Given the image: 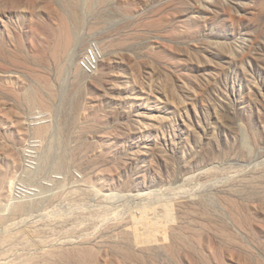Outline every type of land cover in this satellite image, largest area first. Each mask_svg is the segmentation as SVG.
<instances>
[{"label":"rangeland","instance_id":"1","mask_svg":"<svg viewBox=\"0 0 264 264\" xmlns=\"http://www.w3.org/2000/svg\"><path fill=\"white\" fill-rule=\"evenodd\" d=\"M1 8L17 12L8 24L0 19V46L10 51L8 59L0 55V239L7 232L11 239L15 230L24 236L5 243L13 248L0 244V264H22V257L35 259L29 264H264V0H0ZM71 11L80 20L73 29L77 48L57 61L49 46L60 18ZM203 100L219 107L220 117L197 122L193 108ZM154 104L160 109L149 110L151 117L138 116ZM39 125L47 134L38 133ZM145 138L160 144L164 161ZM89 185L116 198H82L79 190ZM146 191H156L154 204L159 196L174 204L153 208ZM15 201L26 208L17 213ZM104 205L109 215L101 213ZM146 207L160 213L138 216ZM87 210L95 214L92 226L99 219L93 228L85 218L75 222ZM132 213L137 218L130 220ZM72 218L67 233L81 228L84 237L65 234ZM148 220L158 229L148 228ZM132 225L151 230L168 247L133 248L121 237ZM21 236L31 247L19 243ZM55 249L94 256L44 258Z\"/></svg>","mask_w":264,"mask_h":264},{"label":"bare ground","instance_id":"2","mask_svg":"<svg viewBox=\"0 0 264 264\" xmlns=\"http://www.w3.org/2000/svg\"><path fill=\"white\" fill-rule=\"evenodd\" d=\"M3 6V5H2ZM72 6V5H71ZM3 7H6V6H3ZM45 7V6H44ZM50 7V6H49ZM45 8H47V7H45ZM73 9V8H72ZM47 10H49V9H47ZM12 11H14V13L15 12H17L15 9H7V8H1L0 9V19L1 18H3V16L4 17H6L7 18V21L5 20V21H3V25H4V23H7L8 22V20L11 18V13H12ZM73 11V10H72ZM70 12L71 14H70V16L68 15L67 17H61L60 18V23H59V26H58V28H57V30H56V32H54L55 33V35L53 36V38H52V41H51V43H50V45L51 46H49L50 47V52H51V57L50 58H53L54 60H57V61H61V60H66V59H69L70 58V56H71V54H72V51H73V49H74V47L77 45V44H75V37H74V26L80 21L79 20V17H78V15H76L74 12ZM76 12V11H75ZM37 13V12H36ZM13 14V13H12ZM2 20V19H1ZM2 22V21H1ZM8 24V23H7ZM6 28V27H5ZM8 32V31H7ZM44 32V31H43ZM45 34V33H44ZM52 35V34H51ZM41 36V35H40ZM11 37V36H10ZM47 37V36H46ZM11 40V39H10ZM39 40V39H38ZM42 41H43V39H42ZM77 42V41H76ZM1 45V44H0ZM11 45V44H10ZM82 47V46H81ZM76 48H77V46H76ZM80 48V47H79ZM12 49V48H11ZM94 49V48H93ZM77 50V49H76ZM11 51H14V49L13 50H11ZM78 51V50H77ZM76 51V52H77ZM80 51V50H79ZM97 51V50H96ZM10 51H7L6 50V48H3L2 46H0V55L2 56V57H4V59L3 58H1V59H3V60H5V58H9L10 57V53H9ZM74 52V51H73ZM81 52V51H80ZM89 52V51H88ZM87 52V53H88ZM91 53H94V50H93V52H91ZM96 54L98 53V52H95ZM74 54V53H73ZM96 54H94L95 55V57L97 56ZM76 55H78V54H75V56ZM87 55V54H86ZM89 56H91L90 54H88ZM73 56V55H72ZM88 56V57H89ZM93 56V55H92ZM69 57V58H68ZM84 57H86V56H84ZM92 58V57H91ZM125 58V57H124ZM85 59H87V58H85ZM84 59V60H85ZM94 59V58H93ZM92 59V60H93ZM96 59V58H95ZM112 59V58H111ZM110 59V60H111ZM53 60V61H54ZM73 60V59H72ZM91 60V61H92ZM99 60V59H98ZM122 60V59H121ZM16 61V60H15ZM95 61V60H94ZM94 61H92V62H94ZM0 62H2V61H0ZM87 62H88V60H87ZM86 62V60H85V63H87ZM90 62V61H89ZM120 62V61H119ZM59 63V62H58ZM105 63V62H104ZM107 63V62H106ZM109 64L107 65H104L105 67L106 66H110V64H111V61L110 62H108ZM87 64H89V63H87ZM90 64H91V62H90ZM93 65H95L96 63H92ZM100 64V63H99ZM85 65V64H84ZM126 65V64H125ZM78 66V65H77ZM88 66H92V65H87L86 67H88ZM61 67V66H60ZM65 67V66H64ZM82 67H83V65H82ZM85 67V66H84ZM93 67V66H92ZM79 69H81V66L79 65V67L77 68V70H79ZM84 69H86V68H84ZM88 69L90 70V68L88 67ZM102 69H105V68H102ZM76 70V71H77ZM1 71H3V70H1ZM5 71H7V70H5ZM81 72L83 71L82 69L80 70ZM86 71V70H85ZM96 71V70H95ZM101 71V70H100ZM84 72V71H83ZM89 73V72H88ZM83 74H85V73H83ZM5 75V74H4ZM87 75V74H86ZM97 75V74H96ZM79 77V76H78ZM85 77V76H84ZM5 78V77H4ZM81 79V78H80ZM8 80V79H7ZM3 82H5L4 80H2ZM45 82V81H44ZM1 85H2V83H1ZM42 85H44V84H42ZM112 86V85H111ZM129 86V85H128ZM127 86V87H128ZM4 87V86H3ZM47 87V86H46ZM45 87V88H46ZM35 88V87H34ZM36 89V88H35ZM49 89H52V88H49ZM129 89V88H128ZM127 89V90H128ZM182 89V88H181ZM6 90H7V88H6ZM42 90V89H41ZM115 90V89H114ZM122 90V89H121ZM191 90H193V89H191ZM53 91V90H52ZM159 91V90H158ZM167 91V90H166ZM187 91V90H186ZM185 91V92H186ZM41 92V91H40ZM51 92V91H50ZM190 92V91H189ZM162 93V92H161ZM166 93V92H165ZM193 94L195 93L194 91L192 92ZM30 95L32 96V94L30 93ZM29 95V96H30ZM111 95V94H110ZM164 95V94H163ZM168 95V94H167ZM196 95V94H195ZM113 96V95H112ZM166 96V95H165ZM175 96V95H174ZM198 96V95H197ZM27 97V96H26ZM38 97V96H37ZM107 97H109V96H107ZM129 97V96H128ZM110 98V97H109ZM113 98V97H112ZM130 98V97H129ZM166 98V97H165ZM169 98V97H168ZM189 98V97H188ZM127 99V98H126ZM131 99H132V97H131ZM178 99V98H177ZM191 99V98H190ZM144 100V99H143ZM123 101V100H122ZM135 101V100H134ZM167 101V100H166ZM172 101V100H171ZM29 102V101H28ZM33 102V101H32ZM38 102V101H37ZM159 102V101H158ZM168 102V101H167ZM178 102V101H177ZM140 103V102H139ZM162 103V102H161ZM165 103V102H164ZM163 103V104H164ZM199 103V102H198ZM42 104V103H41ZM158 104H160V103H158ZM174 104V103H173ZM194 104V102L192 103V105ZM197 104V103H196ZM155 105V104H154ZM176 105V104H175ZM195 105V104H194ZM1 106V105H0ZM141 106V105H140ZM162 106V105H161ZM166 106V105H165ZM165 106H163L164 108H166ZM168 106H169V104H168ZM168 106H167V108H168ZM218 106V105H217ZM192 107V106H191ZM140 108V107H139ZM142 108H145L146 110L145 111H143V113H138V116H140V118L141 117H148V116H150L151 117V115L149 114V110L151 111V109H157V108H159L160 109V107H158L157 105H155V107H152L151 105H149V106H147V107H142ZM219 108V107H218ZM216 106H215V104H213V103H211V102H205L204 100L201 102V104L199 105V107L198 106H195L193 109H194V117H195V119H196V121L198 120V121H201L202 119H206V120H208L210 117H211V115L210 114H212V115H214L216 118H218V117H220L219 116V109H218ZM177 109V112L179 111L178 110V108H176ZM189 109V108H188ZM90 110V109H89ZM11 111V110H10ZM185 111V110H184ZM181 112V111H180ZM132 113V112H131ZM136 113V112H135ZM173 113V112H172ZM176 114H178V113H176ZM180 114H182V113H179L178 115H180ZM177 115V116H178ZM187 116V115H186ZM210 116V117H209ZM38 117V116H37ZM166 118V117H165ZM214 118V117H213ZM212 118V119H213ZM132 119V118H131ZM152 119V118H151ZM170 119V118H169ZM177 119V118H176ZM167 120V119H166ZM137 120H135V122H136ZM168 121V120H167ZM170 121V120H169ZM183 120H181V122H182ZM197 121V122H198ZM23 122V121H22ZM160 122V120L158 119V123ZM178 122V121H177ZM30 123V122H29ZM46 123V122H45ZM162 123H163V121H162ZM166 123V122H165ZM183 123V122H182ZM16 124H18V123H16ZM24 124V123H23ZM26 124V123H25ZM49 124V123H48ZM138 124V123H137ZM186 124H187V122H186ZM198 124V123H197ZM210 124V123H209ZM100 125V124H99ZM144 125V124H143ZM40 126V125H39ZM50 126V125H49ZM129 126V125H128ZM180 126V125H179ZM85 127V126H84ZM97 127V126H96ZM32 128V127H31ZM126 128V127H125ZM138 128V127H137ZM186 128V127H185ZM188 128H190V127H188ZM206 128V127H205ZM51 129V128H50ZM83 129V128H82ZM85 129V128H84ZM91 129V128H90ZM94 129V128H93ZM146 129H148V128H146ZM145 129V130H146ZM158 129V128H157ZM165 129V128H164ZM177 129V128H176ZM208 129V128H207ZM35 130H36V128H35ZM34 130V131H35ZM38 133L39 134H41V135H45V134H47V132L49 131H47V127H39L38 129ZM150 130V129H149ZM173 130V129H172ZM18 131V130H17ZM124 131V130H123ZM142 131V130H141ZM161 131V130H160ZM193 131H195V129L193 130ZM61 132V131H60ZM129 132V131H128ZM176 132V131H175ZM187 132V131H186ZM207 132V131H206ZM53 133V132H52ZM131 133V132H130ZM136 133V132H135ZM182 133V132H181ZM188 133V132H187ZM190 133H192V132H190ZM189 133V134H190ZM58 134V133H57ZM81 134V133H80ZM175 134V133H174ZM183 134V133H182ZM189 134H188V136L187 137H189ZM62 135V134H61ZM79 135V134H78ZM123 135V134H122ZM192 135V134H191ZM190 135V136H191ZM196 135V134H195ZM148 136V135H147ZM197 136V135H196ZM47 137V136H46ZM46 137H45V139H46ZM132 137V136H131ZM138 137V136H137ZM145 137V136H144ZM152 137V136H151ZM160 137V136H159ZM194 137V136H193ZM197 137H199V136H197ZM59 138H61V137H59ZM112 138V137H111ZM141 138V137H140ZM155 138V137H154ZM161 138V137H160ZM182 138H184V136L182 137ZM191 138V137H190ZM211 138V137H210ZM51 139V138H50ZM146 139V138H145ZM152 139V138H151ZM189 139V138H188ZM194 139V138H193ZM212 139V138H211ZM24 140V139H23ZM126 140V139H125ZM147 141H148V139H146ZM165 140V139H164ZM182 140V139H181ZM190 140V139H189ZM198 140V139H197ZM197 140H195V141H197ZM45 141V140H44ZM86 141V140H85ZM104 141V140H103ZM156 141V140H155ZM201 141V140H200ZM2 142V141H1ZM120 142V141H119ZM151 145H149L150 146V148H151V150H152V153L154 154V156H156V158H158L157 160H161V161H164V152H163V150H162V148H161V146H160V144H158V143H154V142H152V141H148ZM147 142V143H148ZM182 142V141H181ZM194 142V141H193ZM208 142V141H207ZM211 142V141H210ZM59 143V142H58ZM79 143V142H78ZM93 143V142H92ZM91 143V144H92ZM109 143V142H108ZM159 143H162V142H159ZM166 143V142H165ZM195 143H197V142H195ZM201 143V142H200ZM4 144V143H3ZM126 144V143H125ZM168 144V143H167ZM180 144V143H179ZM183 144V143H182ZM187 144H188V142H187ZM198 144V143H197ZM80 145V144H79ZM90 145V144H89ZM100 145V144H99ZM121 145V144H120ZM138 145V144H137ZM136 145V146H137ZM144 145V144H143ZM186 145V144H185ZM2 146V145H1ZM42 146V145H41ZM182 146V145H181ZM52 147V146H51ZM50 147V148H51ZM80 147V146H79ZM124 147V146H123ZM128 147V146H127ZM37 148V147H36ZM41 148V147H40ZM107 148V147H106ZM142 148V147H141ZM150 148H149V150H150ZM165 148V147H164ZM185 148V147H184ZM96 149H98V148H96ZM104 149V148H103ZM148 149V148H147ZM45 150V149H44ZM126 150V149H125ZM138 150V149H137ZM196 150V149H195ZM8 151H9V149H8ZM16 151V150H15ZM86 151V150H85ZM192 151V150H191ZM37 152V151H36ZM120 152V151H119ZM143 152V151H142ZM173 152V151H172ZM193 152V151H192ZM195 152V151H194ZM11 153V152H10ZM131 153H132V151H131ZM170 153V152H169ZM59 154V153H58ZM144 154V153H143ZM178 154V153H177ZM7 155V154H6ZM17 155V154H16ZM21 155V154H20ZM45 155V154H44ZM50 155V154H49ZM102 155V154H101ZM128 155V154H127ZM148 155V154H147ZM147 155H145V156H147ZM30 156V155H29ZM74 156V155H73ZM103 156V155H102ZM130 156V155H129ZM152 156V155H151ZM175 156V155H174ZM183 156V155H182ZM22 157V156H21ZM48 157V156H47ZM46 157V158H47ZM50 157V156H49ZM58 157V156H57ZM56 157V158H57ZM72 157V156H71ZM70 157V158H71ZM105 157V156H104ZM9 158V160H10V157H8ZM12 158V157H11ZM76 158V157H75ZM79 158V157H78ZM101 158V157H100ZM143 158V157H142ZM150 158V157H149ZM170 158V157H169ZM12 159H14V158H12ZM11 159V160H12ZM83 159V158H82ZM168 159V158H167ZM176 159V158H175ZM7 160V159H6ZM15 160V159H14ZM13 160V161H14ZM61 160V159H60ZM171 160V159H170ZM182 160H184V159H182ZM13 161H10V162H13ZM21 161V160H20ZM46 161V160H45ZM130 161V160H129ZM177 161V160H176ZM15 162V161H14ZM33 162V161H32ZM167 162V161H166ZM183 162V161H182ZM189 162V161H188ZM23 163V162H22ZM59 163H60V161H59ZM71 163V162H70ZM72 163H73V161H72ZM107 163V162H106ZM147 163V162H146ZM169 163V162H168ZM13 164V163H12ZM47 164H48V162H47ZM152 164V163H151ZM9 165V164H8ZM46 165V164H45ZM49 165V164H48ZM59 165V164H58ZM171 165H172V162H171ZM47 166V165H46ZM149 166H150V164H149ZM191 166V165H190ZM195 166V165H194ZM22 167V166H21ZM57 167V166H56ZM29 168V167H28ZM43 168V167H42ZM156 168V167H155ZM165 168V167H164ZM186 168H188V167H186ZM190 168V167H189ZM196 168V167H195ZM214 168V167H213ZM212 168V169H213ZM9 169V168H8ZM60 169H61V167H60ZM59 169V170H60ZM150 169V168H149ZM153 169V168H152ZM173 169V168H172ZM14 170V169H13ZM18 170V169H17ZM162 170V169H161ZM165 170V169H164ZM191 169H189V171H190ZM209 170V169H208ZM208 170H207V173H208ZM0 171H1V169H0ZM3 171V170H2ZM28 171H29V169H28ZM38 171V170H37ZM41 171V170H40ZM60 171H62V170H60ZM126 171V170H125ZM205 171V170H204ZM17 172V171H16ZM119 172V171H118ZM192 172V171H191ZM206 172V171H205ZM32 173V172H31ZM30 173V174H31ZM38 173V172H37ZM36 173V174H37ZM59 173V172H58ZM186 173H188V172H186ZM5 174H6V172H5ZM158 174V173H157ZM156 174V175H157ZM216 174V173H215ZM28 175V174H27ZM190 175V174H189ZM13 176V175H12ZM56 176H58V177H60L59 175H56ZM101 176V175H100ZM127 176V175H126ZM207 176V175H206ZM31 177V176H30ZM68 177V176H67ZM120 177V176H119ZM29 178V177H28ZM37 178V177H36ZM66 178V177H65ZM99 178V177H98ZM121 178V177H120ZM3 179H5V177H3ZM2 179V180H3ZM87 179V178H86ZM14 180V179H13ZM55 180V179H54ZM90 180V179H89ZM93 180H94V178H93ZM56 181H57V179H56ZM86 181H88V180H86ZM115 181H116V179H115ZM146 181V180H145ZM156 181V180H155ZM1 182V181H0ZM6 182V181H5ZM4 182V183H5ZM8 182V181H7ZM12 182V181H11ZM65 182V181H64ZM93 182V181H92ZM117 182V181H116ZM121 182V181H120ZM192 182V181H191ZM48 183V182H47ZM54 183V182H53ZM72 183V182H71ZM109 183V182H108ZM141 183V182H140ZM13 184V183H12ZM85 184H87L86 182H85ZM111 184V183H110ZM116 184V183H115ZM189 184V183H188ZM1 185V184H0ZM6 185V184H5ZM42 185V184H41ZM40 185V186H41ZM44 185V184H43ZM46 185H48V184H46ZM67 185V184H66ZM65 185V186H66ZM71 185V184H70ZM74 185V184H73ZM79 185V184H78ZM162 185V184H161ZM182 185V184H181ZM12 186V185H11ZM50 186V185H49ZM52 186V185H51ZM61 186V185H60ZM64 186V185H63ZM90 187H86L85 189H80L79 191L82 193V198H83V195H86L87 197L88 196H95V195H97V196H101L100 195V192L97 190V188L96 187H91V185H89ZM161 187V186H160ZM46 188V187H45ZM77 188H79V187H77ZM101 188V187H100ZM145 188V187H144ZM156 188H157V185H156ZM169 188V187H168ZM180 188H182V187H180ZM2 189V188H1ZM0 189V190H1ZM41 189V188H40ZM60 189V188H59ZM138 189V188H137ZM149 189V188H148ZM184 189V188H183ZM187 189V188H186ZM6 190V189H5ZM47 190V189H46ZM74 190H78V189H74ZM116 190V189H115ZM119 190V189H118ZM171 190V189H170ZM2 191H4V190H2ZM36 191V190H35ZM61 191V190H60ZM63 192H64V190H62ZM79 191H77V192H70V194H76V193H80ZM159 191H161V190H159ZM167 191V190H166ZM188 191V190H187ZM121 192V191H120ZM146 192H148V191H146ZM156 192V191H155ZM155 192L153 193V195L152 196H150V194L151 193H145L146 194V196H145V198H148L149 199V205H151L153 208H156V209H160L159 207H154V206H156L157 204H159V203H157V202H160L161 204V206H165V204H168V203H173L174 204V202L173 201H170V199L171 198H169V200H166V198L165 199H162L161 197L162 196H159L160 198V200L159 201H155L156 203L154 204V202L152 201L153 200V196L156 198V196H157V194H156V196L154 195L155 194ZM170 192H172V191H170ZM30 193V192H29ZM115 194H117L116 192H114ZM119 193V192H118ZM138 193V192H137ZM159 194H160V192H158ZM176 193V192H175ZM66 194V193H65ZM77 194V195H78ZM115 194H112V192L110 193V194H104V195H102L100 198H102V199H109V198H113L114 199V197L116 196ZM124 194H126V193H124ZM144 194V193H143ZM142 194V195H143ZM144 194V195H145ZM158 194V195H159ZM161 194H162V192H161ZM31 195V194H30ZM80 195V194H79ZM121 195V194H120ZM128 195V194H127ZM163 195V194H162ZM167 195V194H166ZM172 195V194H171ZM171 195H170V197H171ZM182 195H184V194H182ZM26 196V195H25ZM45 196V195H44ZM53 196H55V195H53ZM58 196V195H57ZM61 196V195H60ZM76 196V195H75ZM174 196V195H173ZM186 196V195H185ZM31 197V196H30ZM42 197V196H41ZM40 197V198H41ZM125 197V196H124ZM128 197V196H127ZM144 197V196H143ZM143 197H141V198H143ZM6 198V197H5ZM8 198H10V197H8ZM8 198H6V199H8ZM13 198V197H12ZM39 198V199H40ZM55 198V197H54ZM77 199H78V197H76ZM116 198V197H115ZM121 198V197H120ZM150 198L152 199L151 201H150ZM154 198V199H155ZM157 198H158V196H157ZM22 199V198H21ZM52 199V198H51ZM74 199V198H73ZM81 198L79 197V200H80ZM107 199V200H108ZM128 199V198H127ZM30 200V199H29ZM45 200V199H44ZM72 200V199H71ZM132 200V199H131ZM158 200V199H157ZM0 201H1V199H0ZM21 201V200H20ZM24 201V200H23ZM53 201V200H52ZM55 201V200H54ZM77 201V200H76ZM104 201V200H103ZM144 201H148L147 199H144ZM7 202V201H6ZM10 202V201H9ZM9 202H8V204H9ZM30 202V201H29ZM71 202V201H70ZM150 202H153V203H150ZM1 203H3L2 201H1ZM15 203H16V201H15ZM28 203V202H27ZM36 203V202H35ZM94 203V202H93ZM104 203V202H103ZM111 203V202H110ZM122 203V202H121ZM145 203V202H144ZM32 204H33V201H32ZM67 204V203H66ZM70 204V203H69ZM72 204H74V203H72ZM71 204V205H72ZM84 204V203H83ZM90 204V203H89ZM146 204H147V202H146ZM176 204V203H175ZM179 204V203H178ZM40 205V204H39ZM55 205V204H54ZM114 205V204H113ZM1 206V205H0ZM2 206H3V204H2ZM10 206V205H9ZM11 206H12V204H11ZM16 206V207H15ZM15 206H14V209L16 210V208L18 209V211H17V213L18 212H21L20 211V209H23L24 207H23V204L22 203H19V202H17L16 204H15ZM33 206V205H32ZM77 206V205H76ZM79 206V205H78ZM77 206V207H78ZM81 206V205H80ZM86 206V205H85ZM88 206V205H87ZM91 206V205H90ZM109 206V205H108ZM112 206V205H111ZM7 207V206H6ZM13 207V206H12ZM12 207H11V210H12ZM60 207H62V206H60ZM66 207V206H65ZM69 207V206H68ZM82 207V206H81ZM84 207V206H83ZM97 207V206H96ZM100 207V209L99 210H101V206H99ZM98 207V208H99ZM110 207V206H109ZM121 207V206H120ZM26 208V207H25ZM24 208V209H25ZM35 208V207H34ZM53 208H56V206L55 207H53ZM75 208V207H74ZM97 208V209H98ZM104 208V209H103ZM102 209H103V211L105 210H108V209H106L107 207H105V205H104V207H103ZM1 209V208H0ZM13 209V210H14ZM23 209V210H24ZM65 209V208H64ZM76 209V208H75ZM81 209V208H80ZM87 209V208H86ZM91 209H94V208H92L91 207ZM112 209V208H111ZM156 209H149V208H144V211L142 212V213H140L138 216H140V217H145L146 218V215H153V214H159L160 212H159V210H156ZM27 210V209H26ZM63 210V209H62ZM61 210V211H62ZM77 210H79V208L77 209ZM8 211V210H7ZM72 211H74V210H72ZM82 211V210H81ZM91 212H93L92 210H90ZM90 211H88L87 210V212H85V214L87 213V216L85 217V214H84V216L83 215H81V213H79L80 214V216L82 217L83 216V218L82 219H80V216H78L77 218H75L76 219V224L77 223H79L80 225H82V224H84L85 223V221H87V222H91L92 221V217H91V215H94L95 216V214L94 213H91ZM105 211L104 212H102L101 211V213H105ZM110 211V210H109ZM116 211V210H115ZM1 212H3V211H1ZM49 212V211H48ZM58 212H59V210H58ZM64 212V211H63ZM94 212H96V211H94ZM98 212V214H97V218H99V217H101V219L102 220H104V221H107L106 220V218L104 217V216H101V215H104V214H101L99 211H97ZM111 212H112V210H111ZM121 212V211H120ZM13 213V212H12ZM22 213H24V211L22 212ZM56 213V212H55ZM77 213V212H76ZM106 213H108L107 211H106ZM110 213V212H109ZM109 213H108V215H109ZM7 214V213H6ZM25 214V213H24ZM71 214V213H70ZM78 214V215H79ZM83 214V213H82ZM100 214V215H99ZM116 214V213H115ZM115 214H113V215H115ZM7 215H9V213L7 214ZM21 215V214H20ZM56 215H57V213H56ZM73 215V214H72ZM107 214H105V216H106ZM106 216V217H108L109 218V216ZM111 215H112V213H111ZM2 215H0V217H1ZM22 216V215H21ZM25 216V215H24ZM47 216H48V214H47ZM54 216V215H53ZM61 216V215H60ZM74 216V215H73ZM99 216V217H98ZM128 216H130L129 218H130V220H132V219H134V218H137L136 217V215L135 214H130V215H128ZM3 217H4V215H3ZM5 217H7V216H5ZM28 217V216H27ZM32 217V216H31ZM68 217V216H67ZM67 217H65L64 219H66L67 220ZM70 217V216H69ZM68 217V218H69ZM95 217V218H96ZM10 218V217H9ZM14 218V217H13ZM28 218H30V217H28ZM48 218V217H47ZM62 217H60V219H61ZM71 218V217H70ZM86 219V220H84V223H81V222H83L82 220L83 219ZM105 218V219H104ZM112 218H114V219H117V218H115V216H112ZM126 218V217H125ZM2 219V217L0 218V220ZM101 219H100V221H101ZM124 219V218H123ZM10 220V219H9ZM28 220V219H27ZM26 220V221H27ZM30 220H32L31 218H30ZM74 220V218H72V220L70 219V220H68V221H66V222H71V221H73ZM77 220H81V222H77ZM95 220V219H94ZM93 220V221H94ZM109 220V219H108ZM112 220V219H111ZM129 220V221H130ZM3 221V220H2ZM2 221H0V222H2ZM14 221V220H13ZM16 221V220H15ZM26 221H25V223H26ZM57 220H55V222H56ZM59 221V220H58ZM63 221H65V220H62V222ZM110 221V220H109ZM108 221V222H109ZM115 221V220H114ZM117 221V220H116ZM119 221V220H118ZM121 221V220H120ZM127 222H128V219L126 220ZM24 222V221H23ZM28 222V221H27ZM54 222V223H55ZM74 222V221H73ZM73 222H71V226H70V228H68L67 230H66V232H65V234L67 233V231H72V229H71V227H72V223ZM95 222V221H94ZM98 222H99V219H98ZM97 222V223H98ZM103 222V221H102ZM10 223V222H9ZM20 223V222H19ZM29 223V222H28ZM49 223V222H48ZM58 223H61L60 221L58 222ZM97 223L95 224V223H93L92 222V224H94V225H97ZM113 223V222H112ZM111 223V224H112ZM115 224L114 225H116L117 223L116 222H114ZM122 223V222H121ZM30 224V223H29ZM53 223H51V225H52ZM62 224V223H61ZM67 224V223H66ZM73 224H75V223H73ZM79 224L78 225H74L75 227L77 226V227H79ZM5 225V224H4ZM24 225V224H23ZM45 225V224H44ZM54 225V224H53ZM87 224H85V226H86ZM89 225V224H88ZM86 226V227H92L93 228V226L91 225V223H90V225L89 226ZM110 225V224H109ZM147 225H148V228H150V227H152V228H154V229H158V225H156L155 223H154V221H150V220H148L147 221ZM22 226V225H21ZM28 226V225H27ZM48 226V225H47ZM82 227V228H86V227ZM101 226V225H100ZM2 227V226H1ZM26 227V226H25ZM38 227V226H37ZM69 227V226H68ZM89 227V228H90ZM96 227H99V226H96ZM104 227V226H103ZM107 227V226H106ZM117 227V226H116ZM119 227V226H118ZM136 226H133L132 225V227L130 228V229H126V231L125 232H120V233H122L121 235V237H122V239L123 238H126L127 240H129V242H130V245H132V247L133 248H136L137 250H148L149 248H150V245H153V244H155V245H157V246H162V247H168V242H167V244H165V243H162V241L164 240V239H160V238H157V237H155V236H153V234L151 233V230L149 231V232H147V231H143V230H137L136 228H135ZM3 228H5V227H2V229ZM40 228V227H39ZM51 228V227H50ZM62 228V227H61ZM60 228V229H61ZM65 228V227H64ZM105 228V227H104ZM115 228V227H114ZM12 229V228H11ZM34 229H36V228H34ZM53 229V228H52ZM70 229V230H69ZM80 229V230H79ZM78 230H77V232L79 231V232H81L80 233V235L83 233L82 231L84 230V229H82V231H81V228H79ZM87 229V228H86ZM100 229V228H99ZM101 229H102V227H101ZM8 230H10V229H8ZM13 230V229H12ZM37 230V229H36ZM49 230V229H48ZM104 230V229H103ZM120 230H122V229H120ZM120 230H118V231H120ZM125 230V229H124ZM162 230H164V229H162ZM6 231H7V229H6ZM37 231H39V230H37ZM36 231V233H38ZM87 231V230H86ZM89 231V230H88ZM99 231V230H98ZM3 232V231H2ZM19 232V234H17ZM16 231L15 230V233L13 232L12 234L14 235H17L18 236V238H19V235H21V234H23V236H24V233H20V231ZM23 232V231H22ZM34 232V231H33ZM33 232H31L32 234H33ZM43 232V231H42ZM57 232V231H56ZM64 232V231H63ZM63 232L61 231V233L63 234ZM76 232V233H77ZM8 233V234H7ZM6 234V237L9 235V237H11V232H7ZM58 233V232H57ZM72 233V235L75 233V232H69V233H67V236H68V234L70 235ZM75 233V234H76ZM114 233V232H113ZM2 234V233H1ZM28 234V233H27ZM45 234V233H44ZM64 234V235H65ZM74 234V235H75ZM86 234H88V233H86ZM93 234V233H92ZM4 234H2L1 236H3ZM13 236L11 239L9 238V237H7V238H9V239H7V238H4L3 237V239L1 238L0 239V244H8V243H10L11 241H14L15 239H18L16 236ZM37 235V234H36ZM64 235H62V237H64ZM71 235V236H72ZM73 235V236H74ZM98 235V234H97ZM112 235V234H111ZM120 235V234H119ZM5 236V235H4ZM37 236H39V237H41V235H37ZM66 236V235H65ZM81 236H83L84 237V235H81ZM86 236V235H85ZM53 237V236H52ZM58 237V236H57ZM59 237H60V235H59ZM78 237V236H77ZM80 237V236H79ZM90 237V236H89ZM93 237V236H92ZM26 238V237H25ZM24 238V239H25ZM30 238H32V237H30ZM34 238H37V237H35L34 236ZM47 238H49V237H47ZM47 238H43V239H47ZM65 238H67V237H65ZM65 238H63V239H65ZM70 238V237H69ZM73 238V237H72ZM108 238V237H107ZM110 238H111V236H110ZM23 239V237L21 236V238L19 239V243L21 242V240ZM23 239V244H24V246H29L28 245V243H27V238L25 239L26 240V242H25V240ZM42 238H41V240H43ZM53 239V238H52ZM77 239V238H76ZM95 239V238H94ZM117 239V238H116ZM126 239H124L125 241H126ZM39 241H40V239H38ZM37 240V244L39 245V246H42L41 245V243H39V241ZM75 239H66V241H68V242H70L71 241V244H72V242L74 241ZM97 240V239H96ZM114 240V239H113ZM123 240V241H124ZM46 241V240H45ZM61 241V240H60ZM100 241V240H99ZM115 241V240H114ZM119 241V240H118ZM124 241V242H125ZM34 242V241H33ZM40 242H42V241H40ZM56 242V241H55ZM65 242V241H64ZM77 242V241H76ZM127 242V241H126ZM128 242V243H129ZM15 243V242H14ZM18 243V244H19ZM27 243V244H26ZM35 243H36V241H35ZM46 243H48V242H46ZM46 243H43V244H45L46 245ZM51 243H52V241H51ZM81 243V242H80ZM99 243V242H98ZM5 244V245H6ZM16 244H17V242H16ZM34 244V243H33ZM33 244H32V247H33ZM52 244H55L54 242L52 243ZM51 244V245H52ZM58 244V243H57ZM65 244H67L66 242H65ZM69 244V243H68ZM76 245H78L77 243H75ZM113 244H115V243H113ZM118 244V243H117ZM4 245V246H5ZM101 245V244H100ZM121 245V244H120ZM124 245V244H123ZM1 246H3V245H1ZM6 246H8V245H6ZM10 246V245H9ZM8 246V247H9ZM74 246V245H73ZM72 246V248H74ZM80 246V245H79ZM117 246V245H116ZM115 246V247H116ZM125 246H126V244H125ZM125 246L123 247L124 248V250H125ZM128 246V245H127ZM10 247H12V246H10ZM29 247H31V245L29 246ZM35 247H36V245H35ZM43 247V246H42ZM48 247H49V244H48ZM47 247V248H48ZM54 247H55V245H54ZM67 247V246H66ZM89 247H91V246H89ZM118 247V246H117ZM120 248L122 247V246H119ZM171 247V246H170ZM2 248V247H1ZM13 248V247H12ZM18 248V247H17ZM26 248V247H25ZM37 248H39V247H37ZM41 248V247H40ZM46 248V249H47ZM55 248H57V246L55 247ZM63 248H65V247H63ZM71 248V246H69V250H71L70 249ZM76 248V247H75ZM7 249V248H6ZM52 249V248H51ZM58 249V248H57ZM57 249H55V251L56 252H54V253H51L50 251V253H48V255H45L44 254V258H46L48 261H50L51 262V260H54L56 257H59L58 258V260H60V258L61 257H63V259L64 258H67V260H69V261H72V260H70V259H78L77 261H81V260H83L85 257H89V256H87V254L88 253H92L91 254V256L90 257H92V255L94 254L93 252H91V251H78V252H74V251H65V253L64 252H59ZM62 248H60V250H61ZM76 249H79L78 247L76 248ZM132 248H130V246H129V248L127 249V251L128 250H131ZM169 249V248H168ZM2 250V249H1ZM10 250H11V248H10ZM65 250V249H64ZM84 250V249H83ZM95 250V249H94ZM93 250V251H94ZM133 250V249H132ZM4 251V250H3ZM9 251V250H8ZM14 251V250H13ZM37 251V250H36ZM35 251V252H36ZM44 251H45V249H44ZM53 251H54V249H53ZM62 251H63V249H62ZM136 251V250H135ZM17 252V251H16ZM28 252V251H27ZM42 252H43V250H42ZM125 252V251H124ZM129 252V251H128ZM5 253V252H4ZM8 253V252H7ZM26 253V252H25ZM46 254H47V252H45ZM97 253V252H96ZM127 253V252H126ZM126 253H124V254H126ZM130 253V252H129ZM133 253V252H132ZM136 253H139V252H137L136 251ZM148 253V252H147ZM23 254V253H22ZM38 254V253H37ZM145 254V253H144ZM13 255V254H12ZM17 255H18V253H17ZM27 255V254H26ZM25 255V256H26ZM36 255V254H35ZM40 255V254H39ZM42 255V254H41ZM90 255V254H89ZM136 255V254H135ZM147 255V254H146ZM31 256V255H30ZM47 256V257H46ZM56 256V257H55ZM94 256V255H93ZM130 256V255H129ZM12 257V256H11ZM33 257V259L35 258L34 257V255L32 256ZM40 257H43V255L42 256H40ZM96 257V256H95ZM3 258V257H2ZM8 258V257H7ZM13 258V257H12ZM15 259H16V257H14ZM26 258H27V256H26ZM44 258H40L41 260H44ZM51 259V260H49V259ZM53 258V259H52ZM136 258V257H135ZM6 258H4V260H5ZM9 259H11V258H9ZM14 259V260H15ZM19 259V258H18ZM28 259H29V261L30 260H32V259H30L29 257H28ZM27 259V260H28ZM36 259H38L37 258V256H36ZM40 259H38V260H40ZM45 259V260H46ZM57 259V258H56ZM55 259V260H56ZM89 259V258H88ZM139 259V258H138ZM142 259V258H141ZM13 260V259H12ZM21 260V262L20 263H22V264H29L28 262H25V261H27L26 259L24 260V262H22L23 261V257L20 259ZM46 260V261H47ZM90 260H92V259H90ZM140 260V259H139ZM11 261V260H10ZM32 261H35V259L34 260H32ZM136 261V260H135ZM142 261V260H141ZM2 262H4V261H2ZM16 262V261H15ZM37 262V261H36ZM44 262V261H43ZM53 262V261H52ZM55 262V261H54ZM63 262H64V260H63ZM92 262V261H91ZM17 263H19V261H17ZM34 262H32V264H33ZM44 263H46V262H44ZM56 263V262H55ZM59 263H62L61 261H59ZM66 263V262H65ZM73 263H75V262H73ZM72 263V264H73ZM83 263V262H82ZM81 263V264H82ZM87 263V262H86ZM94 263V262H93ZM2 264V263H1ZM4 264V263H3ZM6 264V263H5ZM9 264V263H8ZM10 264H12V261H11V263ZM38 264H40V263H38ZM46 264H48V263H46ZM51 264V263H50ZM69 264V263H68ZM76 264V263H75ZM99 264V263H98ZM140 264V263H139Z\"/></svg>","mask_w":264,"mask_h":264}]
</instances>
